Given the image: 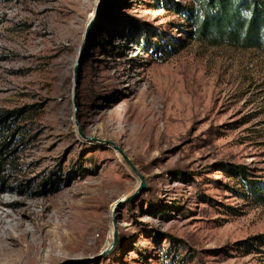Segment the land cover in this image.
Wrapping results in <instances>:
<instances>
[{
  "label": "rangeland",
  "instance_id": "obj_1",
  "mask_svg": "<svg viewBox=\"0 0 264 264\" xmlns=\"http://www.w3.org/2000/svg\"><path fill=\"white\" fill-rule=\"evenodd\" d=\"M188 6L0 0V118L21 110L0 195L72 251L1 264H264L232 168L264 182V54L197 40Z\"/></svg>",
  "mask_w": 264,
  "mask_h": 264
},
{
  "label": "trees",
  "instance_id": "obj_2",
  "mask_svg": "<svg viewBox=\"0 0 264 264\" xmlns=\"http://www.w3.org/2000/svg\"><path fill=\"white\" fill-rule=\"evenodd\" d=\"M182 11L191 23V36L197 40L254 48L264 54V0H191V6L182 8ZM159 55L165 54L160 52ZM20 112L10 111L0 118L1 133L11 130ZM18 132L16 127L6 136L0 135V168L3 160L11 155L8 150L16 142ZM232 168L244 194L254 202L263 204L264 182L248 180L244 165L237 164ZM250 240L264 245V233L249 237L245 242L252 244Z\"/></svg>",
  "mask_w": 264,
  "mask_h": 264
},
{
  "label": "bare ground",
  "instance_id": "obj_3",
  "mask_svg": "<svg viewBox=\"0 0 264 264\" xmlns=\"http://www.w3.org/2000/svg\"><path fill=\"white\" fill-rule=\"evenodd\" d=\"M15 204L22 206L8 209ZM33 206L15 201L9 195H0V261L23 254L57 259L64 253H72L63 235L47 229L51 220L45 210L36 213ZM62 250L65 251L63 254Z\"/></svg>",
  "mask_w": 264,
  "mask_h": 264
},
{
  "label": "water",
  "instance_id": "obj_4",
  "mask_svg": "<svg viewBox=\"0 0 264 264\" xmlns=\"http://www.w3.org/2000/svg\"><path fill=\"white\" fill-rule=\"evenodd\" d=\"M77 64H78V61L76 62V65H75V74H76V72H77V69H76V66H77ZM112 146H114V143L113 142H109ZM120 152H121V150H120ZM123 157H124V159L129 163V161H128V158L125 156V155H123ZM130 164V163H129ZM131 165V164H130ZM131 168H132V170L134 171V173L139 177V179H140V187H139V189H138V191H142V189L144 188V186H145V183H144V180H143V178H142V176L138 173V171L133 167V166H131ZM113 224H114V232H113V240H112V243H111V245L109 246V248L107 249V251H106V253H108L109 251H111L112 249H113V247H114V245H115V243H116V241H117V238H118V233H117V230H116V227H115V221H114V219H113Z\"/></svg>",
  "mask_w": 264,
  "mask_h": 264
}]
</instances>
